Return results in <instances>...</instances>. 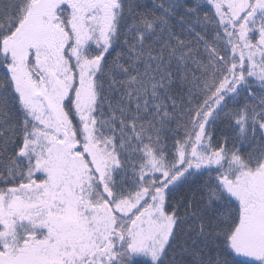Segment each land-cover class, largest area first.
<instances>
[{"label": "snow or ice", "instance_id": "1", "mask_svg": "<svg viewBox=\"0 0 264 264\" xmlns=\"http://www.w3.org/2000/svg\"><path fill=\"white\" fill-rule=\"evenodd\" d=\"M0 264H264V0H0Z\"/></svg>", "mask_w": 264, "mask_h": 264}]
</instances>
